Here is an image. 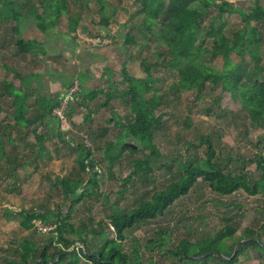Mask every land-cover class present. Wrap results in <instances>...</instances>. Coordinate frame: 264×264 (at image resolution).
I'll use <instances>...</instances> for the list:
<instances>
[{
	"label": "rangeland",
	"instance_id": "obj_1",
	"mask_svg": "<svg viewBox=\"0 0 264 264\" xmlns=\"http://www.w3.org/2000/svg\"><path fill=\"white\" fill-rule=\"evenodd\" d=\"M106 1L108 3L107 11L105 12L106 16L103 17L100 12L102 6L98 0H68V11L59 17L57 26L49 33L53 35L61 33L66 38H71L80 47L96 48L99 46H95L93 43L90 45L89 39L94 36L102 37L110 34L111 40L106 39L107 43L99 44L101 45L99 48L107 44L111 49L105 50H112L114 57L117 58V65L112 70L116 87L109 92L122 96L127 86L120 81L121 64L126 63L128 71L134 78H145L142 65L157 62L155 53L158 51V47H155L154 42L148 39L149 37L144 38L141 34L142 31L145 32V28L140 24L142 16L135 12L138 5L136 0ZM232 1L246 9L253 3L252 0ZM112 11H114L113 19L109 20V24H107V18L112 14ZM73 21L74 23L78 21L75 31L70 30V24ZM225 23L228 33L243 25L241 16L237 12L225 16ZM14 25L15 23L12 22L0 24V64L11 67V70H18L23 75L32 71L38 74V77L33 81L29 80L33 88L26 91L27 94H32L28 101L30 105L29 117L34 118L37 110L34 104L36 98L39 95L54 97L57 93L56 88L63 87L66 80L65 78L61 80L59 75L51 79L50 84L45 82L43 74L46 70L37 62L38 57L24 56L16 47V36L12 32ZM21 30L26 39L42 36L31 20H25ZM262 33L264 35V25H262ZM74 34L76 36H73ZM126 36H130L133 40L125 42ZM73 52L75 53L76 49H73ZM91 53L95 58L100 56L99 50H89L88 54ZM102 56L106 57V55ZM232 57L235 62H241L237 56L233 55ZM158 62L161 63V59ZM211 63L220 69L222 59L218 57ZM243 66L244 70L247 64L245 63ZM151 72L154 78H159L157 86L160 89V94H166V99L157 111V114H164L161 120L162 125L157 131H154L153 136V143L156 145L160 157H152L153 170L146 176L145 182L138 181V177H133L132 183L122 184L119 178L127 176L132 171V161L145 158L149 152L135 154L124 152L114 170H110L104 160L105 143L117 139H121L122 142L130 140L125 136L120 138L119 135H123L124 130L118 126L119 123L117 122V124L113 117L115 115L120 124H127L132 119L128 97L114 98L108 107L102 108L101 105L105 102L106 97L99 95L94 101L88 103L87 106L92 110V117L90 120H85L88 110L81 107L83 97L78 95L71 102L74 108L73 120L75 123L72 131L59 129L60 132L58 126L51 121L48 130L43 129L44 127L38 123L27 132L14 127L15 120L11 116V98L1 99L0 96V109L2 110L0 112V138L6 142L7 137L12 135L13 140L11 145L5 143V152L11 158L18 156L19 158H17L22 159L25 163L24 167L17 168L16 172L13 170V164L10 165V170L5 169V162L1 165L5 172L11 174L14 172V177H4L5 175L0 172L1 264L10 259L21 261V244L28 240L35 242L39 248H42L46 243L48 254L57 251L58 245H49L48 243L50 238L54 237L51 230L55 225L51 223L56 222L57 219L49 217L46 224L35 222L34 227L26 230L21 226V218L18 213L21 210L35 209L38 212H50L55 215L61 213L66 216L70 210L71 200L65 198L60 186L56 184V180L72 175L79 170V151H84L85 148H90L87 151V153L90 151L88 157H91L90 160L96 164V166L95 164L91 166V171L98 172L99 191L95 197L87 198L77 205L67 223L75 224L77 227L80 223H86L88 226H96V228L98 226L97 229L100 224H103L102 227L109 233L110 240L116 238L113 228L109 225V216L115 210L125 213L151 196L154 191L163 190L169 183L175 181L180 175L177 166L178 159L182 161L189 159L191 162L206 159V146L204 144L198 146L201 137L210 138L216 152L214 160H222L223 167L228 166L233 173H239L241 167L234 161L239 156L246 170L252 174L249 175L251 181L258 178L253 161L256 152L264 154L263 146L261 149L257 148L258 141L264 140V121L260 125H253L246 116V112L240 108L236 101H232L228 92L222 91L220 85L213 90H204L203 99L197 100L193 93L190 95L167 93L168 87L174 79L171 71L169 73L158 66L152 68ZM110 76L109 71L106 77L111 79ZM107 78H103V83L105 81L109 83ZM13 79H15L14 73L7 71L4 67L0 72V92L4 82ZM15 80L19 84L17 79ZM36 87L40 89L39 93L35 92ZM210 105L214 107L211 112L207 113L206 109ZM53 127L55 128L54 133L61 134L64 141L53 134ZM36 128L38 133L47 135L42 154H40V145L37 144L35 149L30 146L36 145L33 133ZM102 131L107 132L103 137L98 138L96 135H102ZM68 139L76 145L80 144V150L74 149L72 142L66 141ZM125 144L135 146L134 141L130 140L129 143L123 142L120 147L122 148ZM88 163L91 162L88 161ZM81 173L83 179L87 180L88 173ZM121 189L124 191L120 194ZM6 209L11 211L10 216L5 212ZM263 222L264 194L261 192L257 195H249L239 190L230 196L220 197L212 193L206 185L197 184L187 196L175 201L162 217L127 230L124 233L125 238L121 247L129 259L134 257L133 250H137L143 264H174L175 259L168 254V250L176 246L182 239L193 242L205 238L225 226H229L238 237H243L245 230L260 234ZM41 227H45L46 232H43ZM165 232L169 233L165 251H162L159 246L152 251L144 248L148 241L156 240L159 233ZM88 245L89 247L84 246L83 249L91 253L103 247L99 236L93 233L88 237ZM78 247L80 246L76 248ZM213 252L205 255L213 256ZM262 255V258L258 259V253L254 249H247L240 255L236 264H264V253ZM38 256L39 254H37ZM79 256L81 255L79 254ZM79 264L94 263L81 256ZM207 264L219 263L215 258H212Z\"/></svg>",
	"mask_w": 264,
	"mask_h": 264
},
{
	"label": "trees",
	"instance_id": "obj_2",
	"mask_svg": "<svg viewBox=\"0 0 264 264\" xmlns=\"http://www.w3.org/2000/svg\"><path fill=\"white\" fill-rule=\"evenodd\" d=\"M136 1L138 5L135 12L142 16L140 24L145 28V32L142 31L141 34L144 38L149 37L148 39L154 42L155 47H158V51L155 53L157 62L142 65L145 78H134L128 71L126 63L123 62L120 81L126 84L127 89L122 96L109 92L116 87V84L113 72L106 70L105 78L109 71L111 75V79L107 78L109 83L106 81L101 90L86 94L81 102V107L88 110L85 120H90L92 110L86 104L88 100L94 101L99 95L105 96L106 100L101 107L106 108L112 99L128 97L132 119L127 124H120L117 117L115 115L113 117L115 122L119 123H117L118 126L124 130V134L119 135L120 138L125 136L134 141L136 149L120 147L123 142L129 143L130 140L122 142L121 139H117L107 142L103 149L104 160L107 162L108 168L114 170L126 151L130 154L149 153L145 158L135 159L131 162L132 171L127 176L119 178L122 184L132 183L133 177H138V181L145 182L146 176L153 170L152 157H160L159 151L153 143V136L154 131H157L162 125L161 120L164 114H157V111L166 99V94H160V89L157 86L159 78L153 77L152 68L161 66L163 70L173 73L174 79L171 81L167 93L173 92L175 95L193 93L195 99L201 100L204 97V90H213L220 85L222 91L228 92L232 101H236L240 108L246 112V116L253 125H260L264 121V35L262 33L264 0H252L253 3L247 9L236 5L232 0ZM98 2L102 6L100 12L105 17L108 3L106 0H98ZM68 7V0H0V24L15 23L12 32L16 36L15 45L19 52L24 56L39 57L43 51L41 43L37 38L26 39L23 37L21 30L23 22L31 20L42 34H47L57 26L59 17L68 11ZM113 12L107 18V24H109V20L113 19ZM236 12L240 14L243 25L228 33L225 16ZM77 25L78 21L75 23L73 21L70 24V30L75 31ZM97 37L102 40H111L112 36L107 34V36ZM130 39V36H126L125 42H129ZM233 55L240 58L241 62H235ZM218 57L222 59L220 69L211 63ZM160 59L161 63L158 62ZM245 63L248 67L246 66L243 70ZM4 67L7 71H12L15 79L19 82L17 84L15 79L6 80L0 92L1 99L11 98V116L15 120L14 127L28 132L38 123L46 130L50 128L51 121L58 126L53 110L60 103V92H57L52 98L39 95L34 103L37 109L36 115L31 118L29 117L30 105L28 101L32 94H27L26 91L33 88L29 80L33 81L38 77V74L32 71L23 75L18 70H11V67L1 64L0 72ZM79 84L80 89L72 97V102L81 94L82 86L81 83ZM34 90L36 93L40 91L37 87ZM213 107L210 105L206 109L207 113L211 112ZM73 110V105H70L67 110L70 119H73ZM0 112H2L1 109ZM48 117H50L49 120L45 122ZM54 131L53 127V134L64 141L61 134L54 133ZM106 132L102 131V135H95L100 138ZM33 133L36 145L30 146L35 149L37 144L40 145V154H42L47 135L38 133L37 128L33 130ZM2 137L4 138V136ZM66 141L72 142L70 139ZM6 142L12 144V135L7 137ZM6 142L0 138V167L5 162V169L10 170V165L13 164V170L16 172L17 168H23L25 163L22 159L19 160L18 156L11 158L6 154L4 149ZM203 144L207 150L206 159L196 162H191L189 159L183 161L178 159L177 166L180 175L175 181L169 183L163 190L154 191L151 196L127 212L120 213L115 210L109 216V225L116 235L115 239L110 240L109 233L102 227L103 224H100L101 228L99 226L97 229L98 226L96 228V226H88L86 223H80L78 227L75 224L67 223L73 209L87 198L95 197L99 191L98 172L91 171V166L95 163L90 160L91 157H88L87 153L90 148L79 151L80 144L76 145L72 142L73 148L79 151V170L72 175L56 180V184L60 186L65 198L71 200L70 210L66 216L61 213L55 215L50 212H38L35 209L21 210L18 213L21 218V226L26 230L34 227L35 222L46 224L49 217L57 219L56 222L51 223L55 225L51 230L54 237L50 238L48 242L49 245H58L57 251L48 254L46 243L42 248H39L35 242L28 240L21 244V261L10 259L3 264H79L81 256L94 264H143L137 250H133L134 257L132 259L123 253L121 243L125 238L124 233L133 227L162 217L175 201L187 196L195 185L204 184L212 193L220 197L230 196L239 190L249 195H257L260 192L264 194V154L261 152L255 154L253 162L258 178L251 181L249 175L252 174L246 170L239 156L234 161L241 169L239 173H233L228 166H222V160H214L216 152L209 137L199 138L198 146ZM257 145V148L260 147L259 149L261 146L264 147V140H259ZM0 172L5 175L4 177H14V172L12 174L5 172L2 167ZM81 172L88 173L87 180L83 179ZM123 191L124 189H121L119 193L121 194ZM5 212L8 216L11 215L10 210L6 209ZM226 221L229 222V220ZM92 233L99 236L103 247L91 253L84 250L83 247H89L88 237ZM168 234L167 232L159 233L158 238L148 241L144 248L152 251L159 246L162 251H165ZM77 246L80 247L76 248ZM235 247H237V251L233 255ZM247 249H254L258 253L257 258H262L264 222L260 227V234L245 230L243 237H238L229 226H225L215 233L193 242L182 239L176 246L168 250V254L175 259L174 264H178V260L180 264H207L212 258H215L219 264H236L240 255ZM212 251H214L213 256L205 255ZM37 254H39L38 257ZM201 256L203 257L198 259Z\"/></svg>",
	"mask_w": 264,
	"mask_h": 264
},
{
	"label": "crops",
	"instance_id": "obj_3",
	"mask_svg": "<svg viewBox=\"0 0 264 264\" xmlns=\"http://www.w3.org/2000/svg\"><path fill=\"white\" fill-rule=\"evenodd\" d=\"M49 32L37 38L43 49L42 53L39 54L37 62L46 70L43 74L45 82L50 84L52 82L51 79L59 75L61 80L65 78L66 81H64V86L56 88V91L60 92L59 97L74 79L75 81L79 80L81 83L80 96L82 95V100L85 98L86 94L101 90L104 87L103 78H105V71H112L115 69V65H117V58L114 57L113 51H107L111 49V47H80L79 44H76L71 38H66L61 33H55L53 35ZM73 49H76L75 53ZM89 50H99L100 56L96 58L93 57L92 53L88 54ZM102 55H106V57ZM42 58L45 59L42 61ZM56 58L58 59L55 60ZM35 74L37 73L35 72ZM113 77L115 76L113 75ZM88 103H90L89 100L86 104L88 105Z\"/></svg>",
	"mask_w": 264,
	"mask_h": 264
},
{
	"label": "built area",
	"instance_id": "obj_4",
	"mask_svg": "<svg viewBox=\"0 0 264 264\" xmlns=\"http://www.w3.org/2000/svg\"><path fill=\"white\" fill-rule=\"evenodd\" d=\"M92 43L95 46H101L99 44H105L107 43V40H102L98 37H92L89 39V44L92 45ZM79 86V81L74 80L71 86L67 88L60 96V103L53 110L54 117L56 118L58 126L62 131H72L74 129V120L68 117L67 110L71 105L72 97L79 91ZM42 231L46 232L45 227L42 228Z\"/></svg>",
	"mask_w": 264,
	"mask_h": 264
},
{
	"label": "water",
	"instance_id": "obj_5",
	"mask_svg": "<svg viewBox=\"0 0 264 264\" xmlns=\"http://www.w3.org/2000/svg\"><path fill=\"white\" fill-rule=\"evenodd\" d=\"M123 147H129L132 149H136V147L134 145H131V144H125ZM89 153H90V151L88 152V156H89ZM236 251H237V247H235L233 255H235ZM178 264H179V260H178Z\"/></svg>",
	"mask_w": 264,
	"mask_h": 264
}]
</instances>
